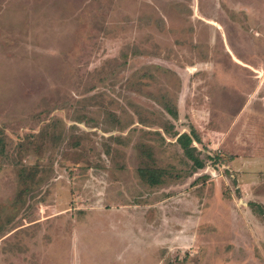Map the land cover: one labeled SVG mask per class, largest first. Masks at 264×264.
<instances>
[{
	"label": "rangeland",
	"instance_id": "1",
	"mask_svg": "<svg viewBox=\"0 0 264 264\" xmlns=\"http://www.w3.org/2000/svg\"><path fill=\"white\" fill-rule=\"evenodd\" d=\"M0 264H264V0H0Z\"/></svg>",
	"mask_w": 264,
	"mask_h": 264
},
{
	"label": "trees",
	"instance_id": "2",
	"mask_svg": "<svg viewBox=\"0 0 264 264\" xmlns=\"http://www.w3.org/2000/svg\"><path fill=\"white\" fill-rule=\"evenodd\" d=\"M178 143L181 146V148L185 151L186 156L193 161L194 168L196 169L202 168V163L199 160H197L192 154L194 148L191 147V143H192L191 136L188 134L180 135L178 137Z\"/></svg>",
	"mask_w": 264,
	"mask_h": 264
}]
</instances>
